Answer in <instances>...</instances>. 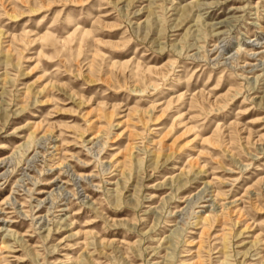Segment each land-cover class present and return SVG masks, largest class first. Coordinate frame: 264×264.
<instances>
[{"label":"rangeland","instance_id":"rangeland-1","mask_svg":"<svg viewBox=\"0 0 264 264\" xmlns=\"http://www.w3.org/2000/svg\"><path fill=\"white\" fill-rule=\"evenodd\" d=\"M0 264H264V0H0Z\"/></svg>","mask_w":264,"mask_h":264}]
</instances>
